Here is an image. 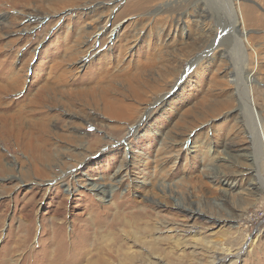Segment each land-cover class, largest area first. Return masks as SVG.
I'll list each match as a JSON object with an SVG mask.
<instances>
[{
    "label": "rangeland",
    "instance_id": "rangeland-1",
    "mask_svg": "<svg viewBox=\"0 0 264 264\" xmlns=\"http://www.w3.org/2000/svg\"><path fill=\"white\" fill-rule=\"evenodd\" d=\"M0 96V264H264V0H0Z\"/></svg>",
    "mask_w": 264,
    "mask_h": 264
},
{
    "label": "bare ground",
    "instance_id": "bare-ground-1",
    "mask_svg": "<svg viewBox=\"0 0 264 264\" xmlns=\"http://www.w3.org/2000/svg\"><path fill=\"white\" fill-rule=\"evenodd\" d=\"M241 22H242V20H241ZM99 27V26H98ZM82 37V36H81ZM81 39V38H80ZM84 39V38H83ZM79 40V39H78ZM82 40V39H81ZM76 41V40H75ZM162 54V50H160V52H159V54L157 55V57H161V56H159V55H161ZM168 60V59H167ZM170 61H171V63H173V62H175L176 60L174 59V60H171L170 59ZM170 65V64H169ZM174 65V64H173ZM15 75V74H14ZM135 75V74H134ZM21 77V76H20ZM13 78V77H12ZM23 78V77H22ZM17 80V79H16ZM15 80V81H16ZM13 84V83H12ZM1 88H2V86H1ZM6 88V87H5ZM18 88H19V86H18ZM17 88V86H13L12 88H8L7 89V91H12L13 89L15 90V91H18L19 89ZM2 90H3V88H2ZM1 97V96H0ZM5 97V96H4ZM7 97V96H6ZM34 99V98H33ZM44 100V99H43ZM32 102V101H31ZM41 102H43V101H41ZM11 103V102H10ZM23 104V103H22ZM25 105V104H24ZM31 105V104H30ZM29 106V105H28ZM44 106V105H43ZM7 109V108H6ZM19 109H20V107H19ZM5 110V109H4ZM35 110V109H34ZM20 111V110H19ZM23 111H24V109H23ZM19 114V113H18ZM20 115V114H19ZM27 115V114H26ZM29 115V114H28ZM28 118V117H27ZM12 119V118H11ZM14 124L15 123H13V122H11V123H5V124H3V125H1L0 126V129H4V128H6V129H8V130H4V131H7V132H11V130H19L17 127H13L14 126ZM18 124H20V125H23V127H25V125L24 124H26V122H25V119H23L22 117H20L19 118V122H18ZM35 127V128H37L38 129V131H39V133H40V135H39V137L37 136L36 138H37V142L36 143H34V142H32L30 139L32 138L31 137V135H29V133H28V131L26 130L25 131V129L24 130H21V131H24V132H26L25 133V135H23V137H25L27 140H29V141H31L32 142V144L31 145H28L29 147H27V149L28 148H30L32 151H34V152H32V153H34V154H36L40 159H44V157H45V160H50V164L48 163V165L49 166H51V162H52V159H53V156H52V152L51 153H49L50 151H49V149H47L46 148V141H47V139L45 138V135H46V133H47V128H46V126L44 125V124H36V125H31V127ZM30 127V128H31ZM27 128V127H26ZM22 129V128H21ZM49 131V130H48ZM3 132V131H2ZM52 132V131H51ZM4 133V132H3ZM6 133V132H5ZM31 133H36V132H31ZM38 133V132H37ZM48 134V133H47ZM168 133H164V140L165 139H171V137L173 136V135H167ZM32 135H34V134H32ZM20 136V135H19ZM22 136V135H21ZM36 136V135H35ZM60 137V136H59ZM64 138H66V141L68 140V141H71L72 143H79L80 145H82V143L84 144L83 146H84V149H86V151H88V149H87V147H85V140H84V138H80V136H78V135H72L71 134V136H65ZM34 140V139H33ZM51 140V139H50ZM71 143V144H72ZM12 144V143H11ZM10 144V145H11ZM23 144V143H22ZM26 144H28V143H26ZM30 144V143H29ZM65 144V143H64ZM9 145V144H8ZM53 146V145H52ZM51 146V147H52ZM64 146H66V144L64 145ZM54 147V146H53ZM26 148V147H25ZM76 148H78V147H76ZM22 149V148H21ZM24 149V148H23ZM61 149H62V147H61ZM71 149V148H70ZM13 151V150H12ZM28 151V150H27ZM52 151H54L53 149H52ZM60 152L61 151H59V150H55V153L59 156V154H60ZM33 154V155H34ZM72 154V153H71ZM61 155V154H60ZM67 155V154H66ZM75 155V154H74ZM239 156H240V158H242V159H240L239 158ZM238 156V162H239V164H244L245 162V160H247L248 161V159H246V158H249V156L247 155V154H240ZM246 157V158H245ZM55 158H56V156H55ZM58 158V157H57ZM56 158V160L58 161V160H60V159H57ZM79 158H81V157H79ZM62 160H64V159H62ZM32 161V160H31ZM40 161V160H39ZM43 161V160H42ZM61 161V160H60ZM65 161V160H64ZM75 161V160H74ZM73 161V162H74ZM124 161V163L123 162H121V164H120V167H119V169L117 170V175H115L114 177H113V180H115V182L117 181L116 179H117V176H118V174H119V172H120V170L123 168V165L126 163V161L125 160H123ZM37 162V161H36ZM72 162V161H71ZM70 162V163H71ZM39 163V162H38ZM37 163V164H38ZM66 163V162H65ZM69 163V164H70ZM39 164H41V163H39ZM47 164V163H46ZM62 165V167L63 168H65V166L67 165H63V163L61 164ZM71 165V164H70ZM75 165V164H74ZM68 166V165H67ZM68 168V167H67ZM125 168V167H124ZM35 170H36V168H35ZM39 170V169H38ZM63 170V169H62ZM40 171V170H39ZM49 172V171H48ZM50 173V172H49ZM48 173V174H49ZM67 175V174H66ZM47 177V176H46ZM122 178V177H121ZM59 179V178H58ZM53 181V180H52ZM90 186H91V189H94V190H96L97 191V195H99L100 196V198L101 199H105V197H106V195H107V193H108V190H106L104 187H101V185H100V183H98V182H90V183H88ZM254 184V183H253ZM117 186H112V189L114 188H116ZM185 210H186V212H190V213H192V215L191 216H197L198 215V213L197 212H199L200 210L199 209H194L195 211L193 212V211H189L190 210V208H184ZM192 210V209H191ZM197 211V212H196ZM186 216H188V215H186Z\"/></svg>",
    "mask_w": 264,
    "mask_h": 264
},
{
    "label": "built area",
    "instance_id": "built-area-1",
    "mask_svg": "<svg viewBox=\"0 0 264 264\" xmlns=\"http://www.w3.org/2000/svg\"><path fill=\"white\" fill-rule=\"evenodd\" d=\"M245 222L248 226H252L254 224L260 225L261 223H264V211L255 208L252 211L247 212Z\"/></svg>",
    "mask_w": 264,
    "mask_h": 264
},
{
    "label": "water",
    "instance_id": "water-1",
    "mask_svg": "<svg viewBox=\"0 0 264 264\" xmlns=\"http://www.w3.org/2000/svg\"><path fill=\"white\" fill-rule=\"evenodd\" d=\"M250 96H249V90L247 89V90H245L244 92H243V99H244V101H245V105L247 106V109H248V111H249V113H250V115H251V118H252V107H253V110H254V112L257 114V109H256V107H255V105H254V103H253V100H252V102H251V100H250V98H249ZM252 123H253V118H252Z\"/></svg>",
    "mask_w": 264,
    "mask_h": 264
}]
</instances>
